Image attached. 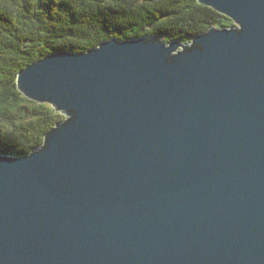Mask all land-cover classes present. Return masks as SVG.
Instances as JSON below:
<instances>
[{
	"label": "water",
	"instance_id": "obj_1",
	"mask_svg": "<svg viewBox=\"0 0 264 264\" xmlns=\"http://www.w3.org/2000/svg\"><path fill=\"white\" fill-rule=\"evenodd\" d=\"M197 1L233 26L18 73L65 119L0 155V264H264V0Z\"/></svg>",
	"mask_w": 264,
	"mask_h": 264
},
{
	"label": "trees",
	"instance_id": "obj_2",
	"mask_svg": "<svg viewBox=\"0 0 264 264\" xmlns=\"http://www.w3.org/2000/svg\"><path fill=\"white\" fill-rule=\"evenodd\" d=\"M233 22L197 0H0V155L42 147L64 117L17 89L20 71L54 52L83 53L111 39L190 43Z\"/></svg>",
	"mask_w": 264,
	"mask_h": 264
},
{
	"label": "rangeland",
	"instance_id": "obj_3",
	"mask_svg": "<svg viewBox=\"0 0 264 264\" xmlns=\"http://www.w3.org/2000/svg\"><path fill=\"white\" fill-rule=\"evenodd\" d=\"M64 117V116H63ZM64 119H65V117H64Z\"/></svg>",
	"mask_w": 264,
	"mask_h": 264
}]
</instances>
